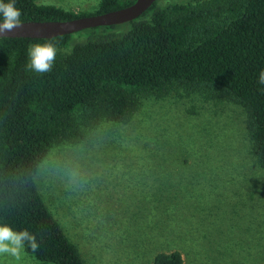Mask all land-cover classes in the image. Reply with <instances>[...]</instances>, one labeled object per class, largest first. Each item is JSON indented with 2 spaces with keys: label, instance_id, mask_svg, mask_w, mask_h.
Returning a JSON list of instances; mask_svg holds the SVG:
<instances>
[{
  "label": "trees",
  "instance_id": "16d2710c",
  "mask_svg": "<svg viewBox=\"0 0 264 264\" xmlns=\"http://www.w3.org/2000/svg\"><path fill=\"white\" fill-rule=\"evenodd\" d=\"M135 1L100 0L90 12L37 0H15V6L21 21H46L105 13ZM159 1L128 21L129 27L88 28L104 30L58 51L44 74L27 70L29 46L68 47L74 33L0 38V224L35 234L39 249L26 245L25 251L38 261L86 264L44 201L36 179L41 164L54 147L79 143L104 122L129 123L146 97L199 94L239 105L252 154L264 168V85L258 83L264 0ZM152 264L185 263L183 253L172 250L157 252Z\"/></svg>",
  "mask_w": 264,
  "mask_h": 264
},
{
  "label": "rangeland",
  "instance_id": "374dc122",
  "mask_svg": "<svg viewBox=\"0 0 264 264\" xmlns=\"http://www.w3.org/2000/svg\"><path fill=\"white\" fill-rule=\"evenodd\" d=\"M37 2L90 12L100 0ZM95 30L104 29L74 33L57 52ZM251 149L239 105L151 96L129 123L104 122L83 141L54 147L36 179L86 264H152L172 250L185 264H264V168ZM0 264L50 263L24 250Z\"/></svg>",
  "mask_w": 264,
  "mask_h": 264
},
{
  "label": "clouds",
  "instance_id": "9594fccd",
  "mask_svg": "<svg viewBox=\"0 0 264 264\" xmlns=\"http://www.w3.org/2000/svg\"><path fill=\"white\" fill-rule=\"evenodd\" d=\"M21 15V10L15 6V0H9L8 3L0 0V16L3 17L2 22H0V34L21 27ZM56 55L57 48L52 43L30 45L28 48L29 61L26 68L39 74L50 72L55 63ZM258 83L264 85V70L259 73ZM26 245L32 252L39 249L35 234L27 229L16 231L7 224H0V256H9L18 261Z\"/></svg>",
  "mask_w": 264,
  "mask_h": 264
},
{
  "label": "water",
  "instance_id": "95a60500",
  "mask_svg": "<svg viewBox=\"0 0 264 264\" xmlns=\"http://www.w3.org/2000/svg\"><path fill=\"white\" fill-rule=\"evenodd\" d=\"M155 1L157 0H136L129 6L120 9L94 15L80 16L69 20L21 21V27L15 28L8 33L0 34V38H54L88 28L122 24L142 15Z\"/></svg>",
  "mask_w": 264,
  "mask_h": 264
}]
</instances>
